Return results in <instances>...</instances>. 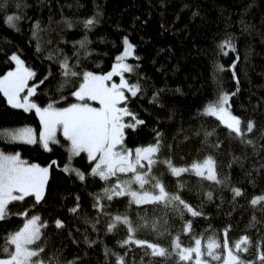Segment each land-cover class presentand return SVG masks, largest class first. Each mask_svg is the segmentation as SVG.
<instances>
[{"label": "trees", "instance_id": "obj_1", "mask_svg": "<svg viewBox=\"0 0 264 264\" xmlns=\"http://www.w3.org/2000/svg\"><path fill=\"white\" fill-rule=\"evenodd\" d=\"M22 4L14 27L0 15V75L14 67L11 53L19 54L34 70L38 103L51 97L66 106L60 95L78 102L71 96L80 82L77 60L105 72L122 50L119 37L128 34L137 44L132 79L143 91L125 101L123 144L157 145L152 180L160 181L154 191L163 194L141 202L149 181L126 186L115 172L102 176L88 154H70L64 137L49 145L9 140L2 130L41 132L42 126L35 110L7 104L0 92V152L49 171L41 200L27 194L8 203L0 218V257L11 253L10 235L34 213L41 225L36 258L46 264H190L180 245L195 239L217 243L221 256L223 242L236 243L242 258L222 264H264V0ZM185 4L198 6L195 19ZM94 12L98 24L85 29L82 21ZM66 57L67 75L61 71ZM221 93L230 94L224 98L240 130L207 111ZM207 159L214 162L213 178L191 168Z\"/></svg>", "mask_w": 264, "mask_h": 264}, {"label": "rangeland", "instance_id": "obj_2", "mask_svg": "<svg viewBox=\"0 0 264 264\" xmlns=\"http://www.w3.org/2000/svg\"><path fill=\"white\" fill-rule=\"evenodd\" d=\"M135 58L129 57L127 62L136 68L137 62ZM133 72L125 70L124 75L129 82L136 81L132 79ZM112 79L118 82L119 74H114ZM28 83L32 84L31 77ZM25 94H27V89L21 93V95ZM125 94L127 97L131 95L128 92ZM207 111L220 118L228 127L240 130V119L233 113L225 98L218 104L208 105ZM128 115L125 101H123V106L119 108L110 101L106 105V111L101 118L93 122L91 128L88 126L80 134H74L70 126L64 122L53 123L50 117L43 116L40 118V121L43 119L41 132H37L32 128V133L27 140L14 141L28 143L40 141L45 145H49L54 142H60L61 138L64 137L68 140L69 151L72 156L81 152L88 154L89 158L93 160V171H97L107 178L115 172L121 175L118 176V180L123 181L126 186L134 185V182L142 185L144 182L149 181L145 186L147 189H144V192H147L144 194L146 196L141 202L157 200L159 199L158 196L163 194L160 191L158 193L154 191L155 187L159 188L158 183L160 181L152 180L154 178L152 170L156 164L155 156L153 155L157 151V145L129 148L123 144L124 127ZM52 135L55 136L54 140L50 138ZM8 139L13 141L10 138ZM74 142L80 145L79 151L73 150L72 145ZM7 155V159L0 158V218L4 216L8 203L17 196L32 194L36 200H41L45 194L49 177L48 167L22 162L18 160L17 153ZM212 161L207 159L191 168H196V171L204 172L207 177L213 178L215 166ZM179 168H175L174 173L181 172L182 168ZM36 215L33 213L25 217L21 228L10 235L11 253L8 256L0 257V264H46L36 258L38 251L37 241L41 236V225ZM180 246L182 258L186 261L188 260L190 264H222V262L229 263L232 260L236 261L242 258L238 245L234 243L230 246L227 241L222 244V256L217 243L204 245L202 241L195 239L192 245ZM227 257H230L227 260H231L225 261Z\"/></svg>", "mask_w": 264, "mask_h": 264}, {"label": "snow or ice", "instance_id": "obj_3", "mask_svg": "<svg viewBox=\"0 0 264 264\" xmlns=\"http://www.w3.org/2000/svg\"><path fill=\"white\" fill-rule=\"evenodd\" d=\"M23 7H25V5L22 4V0H2V2H0V15L5 17L8 25L14 27L15 23L22 19ZM182 8L189 9L193 19L199 15L197 5L185 4L182 5ZM133 23H135V19ZM82 24L85 29L95 27L98 24L96 13L94 12L92 15L85 18ZM71 26V21H69V27ZM183 30L184 29L174 31ZM100 39H103V37ZM86 41L87 37L85 36L78 43L83 46ZM120 42H122V51H119V54L115 57L116 62L112 64L111 69L107 72L87 70L80 65L77 60V65L74 66H79L80 68L77 76L80 82L78 86L75 87V90L71 92V96L78 98V102H68L60 95V99L64 101L66 106H56V100L51 97L48 98L46 104L38 103L37 98L33 96V93L36 91V83H28L29 78L35 74L34 70L25 66V61L16 52H12L10 57L11 61L15 62V67H11L3 75H0V92H2L3 96L6 98L7 104L28 111L35 110L39 119L43 116H48L53 123L64 122L70 126L74 134H80L85 131L89 125L101 118L106 111V105H108L110 101L119 108L123 106V101L127 100L126 92L130 93L132 96H136L143 91L139 79L135 82H129L124 75L125 70L128 72L135 71L134 65L128 63L127 58L137 57V44L130 40L128 34L119 37L118 43ZM75 43L77 42L73 41V44ZM228 47L232 48L235 46L229 41ZM160 51L163 52L164 49L161 48ZM62 65L61 71H65L67 75L66 70L69 69L67 57L62 61ZM221 67H223V65H221ZM114 74H119L118 82L112 79ZM139 75L142 76L143 73ZM25 89H27V94L21 95ZM49 91L54 92V89H49ZM228 95L230 94L221 93V100ZM157 97L158 92H153L151 100L159 103ZM41 123L43 124V119H41ZM2 132L6 138L12 140H27L32 133V127L25 126L19 129H4ZM50 138L54 140L55 136L52 135ZM72 147L75 151L80 150V145L75 142Z\"/></svg>", "mask_w": 264, "mask_h": 264}, {"label": "crops", "instance_id": "obj_4", "mask_svg": "<svg viewBox=\"0 0 264 264\" xmlns=\"http://www.w3.org/2000/svg\"><path fill=\"white\" fill-rule=\"evenodd\" d=\"M8 155L6 153H3V152H0V158H8L7 157ZM2 160V159H1ZM18 160H19V157H18ZM39 222V221H38Z\"/></svg>", "mask_w": 264, "mask_h": 264}]
</instances>
